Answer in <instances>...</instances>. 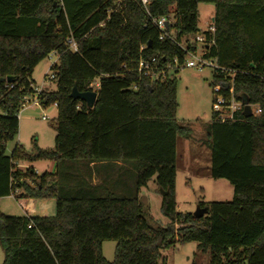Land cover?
Instances as JSON below:
<instances>
[{
    "label": "trees",
    "instance_id": "obj_1",
    "mask_svg": "<svg viewBox=\"0 0 264 264\" xmlns=\"http://www.w3.org/2000/svg\"><path fill=\"white\" fill-rule=\"evenodd\" d=\"M199 3L214 5L215 44L205 57L233 71L236 100L260 111L229 123L212 115L205 125L210 176L227 180L233 196L199 202L207 214L195 218L177 211L175 200L177 137L192 135L176 119L179 70L154 80L137 67L152 57L159 65L174 57L183 61L185 52L160 40L151 18L173 16L169 30L188 47L200 33ZM262 14L264 0H148L145 7L139 0H0V198H51L56 204L50 217L0 213L2 264H164V249L189 241L209 264H264ZM51 52L58 56L50 66L56 88L41 89L38 101L56 106L54 148L27 152L15 144L8 155L19 111L36 92L33 70ZM212 72L214 88L224 74ZM74 86L97 93L92 108L70 97ZM39 161L53 162L55 171L19 167ZM102 166L112 174H100ZM152 177L168 191L161 203L165 226L149 224L138 198ZM107 240L116 242L112 261L102 255Z\"/></svg>",
    "mask_w": 264,
    "mask_h": 264
},
{
    "label": "rangeland",
    "instance_id": "obj_2",
    "mask_svg": "<svg viewBox=\"0 0 264 264\" xmlns=\"http://www.w3.org/2000/svg\"><path fill=\"white\" fill-rule=\"evenodd\" d=\"M214 5L211 3L198 4V30L207 31L212 26ZM257 23L264 25V14ZM194 36L190 37L193 39ZM201 48L197 47V53ZM58 61V56L51 52L33 70L32 79L35 87L54 90L55 83L49 80L52 73L50 66ZM211 67L188 68L182 67L176 74V100L178 122L188 125L192 135L177 137L175 159V200L177 211L193 213L199 202H226L233 196L231 184L225 179H213L210 176V150L203 144L206 140L204 127L212 118V102L214 93L210 82L212 80ZM30 97L29 99H31ZM253 108V114L259 113ZM57 109L55 105L46 108L33 102L26 103L18 114L19 124L17 137L6 144V154H10L14 145H21L25 151L32 152L34 149H53L55 139V118ZM203 142V143H202ZM47 162H35L30 164L42 173L44 164ZM22 166L27 164H20ZM162 195L152 177L141 187L138 198L143 206L144 215L149 224L153 226H165L168 219L161 211ZM22 209L16 199H0V213L5 215H21ZM114 240L102 243V255L108 261L114 259ZM164 264H209L207 255L202 254L197 248V242H176L173 246L162 251ZM4 260V251L0 244V264ZM246 264V263H244Z\"/></svg>",
    "mask_w": 264,
    "mask_h": 264
},
{
    "label": "built area",
    "instance_id": "obj_3",
    "mask_svg": "<svg viewBox=\"0 0 264 264\" xmlns=\"http://www.w3.org/2000/svg\"><path fill=\"white\" fill-rule=\"evenodd\" d=\"M125 0H117V3H122ZM140 3L145 7L148 0H139ZM152 24L159 31L158 38L160 40H169L178 45L184 52L183 61L180 62L178 57H174L172 61H167L164 65H159L157 59L152 57L150 59H140L138 62V71L144 75H149L154 80H164L166 76H173L176 70L182 67L188 68H204L211 67L213 70L216 69L220 74H224L221 82L218 83L213 89L214 98L212 102V115L215 119L221 123L234 122L240 119L244 110V102L236 100L233 92V71L220 67L213 58H206L205 55L214 46V28L211 26L207 30V34L199 33L193 39H190L192 43L188 47L176 42L175 32L173 29L169 30V25L174 22L173 16L169 19L165 17L151 18ZM70 47L76 49L74 42L69 40ZM201 48V52L197 53V47ZM142 49V47L140 48ZM55 53V52H54ZM56 54V53H55ZM229 76V77H228ZM54 78L53 72L49 75V80ZM92 87H98V82H94ZM41 88L37 87L34 96L31 99H27L25 104L33 102L39 105L38 94ZM250 105V104H249ZM253 113V105H250ZM256 111H260L257 106H254Z\"/></svg>",
    "mask_w": 264,
    "mask_h": 264
},
{
    "label": "crops",
    "instance_id": "obj_4",
    "mask_svg": "<svg viewBox=\"0 0 264 264\" xmlns=\"http://www.w3.org/2000/svg\"><path fill=\"white\" fill-rule=\"evenodd\" d=\"M176 146H177V141H176ZM39 162H43V161H39ZM47 162L46 164H44V169L42 170V172L47 171V172H54L55 171V164L53 162L50 161H44ZM117 164H121L120 162H117ZM99 166V164H97ZM28 166L31 165H19L20 168H26ZM33 167V166H32ZM90 167H93V163L90 164ZM34 168V167H33ZM128 169V167H126ZM35 169V168H34ZM99 169L98 171H100V174L104 175H108L110 176L112 173V171L110 170V167H100L97 168ZM36 172L38 173V171L36 170ZM125 176V190H127V178L129 175L130 178V185L132 183V170L130 168L129 174L128 171L125 172L124 174ZM117 176V174L115 175ZM122 178V175H121ZM91 181L93 184H96L97 182H99V177L97 175V173L92 170V174H91ZM5 198H14L12 195L10 196H6V197H1L0 199H5ZM16 202L18 203L19 207L22 209V214L21 215H29V216H54L55 215V211H56V204H55V200L54 199H28V198H19L16 199Z\"/></svg>",
    "mask_w": 264,
    "mask_h": 264
},
{
    "label": "water",
    "instance_id": "obj_5",
    "mask_svg": "<svg viewBox=\"0 0 264 264\" xmlns=\"http://www.w3.org/2000/svg\"><path fill=\"white\" fill-rule=\"evenodd\" d=\"M10 80H11V77L8 76L6 78V81L9 82ZM96 96H97V93L95 91L78 92L75 86L72 88V90L70 92L71 98L84 101L88 108H92L94 106ZM243 114L245 117H249L253 114L251 106L246 102L244 103ZM159 192L162 196H164L168 193L167 190L164 191L162 189H159ZM206 214H207V208L201 207L199 204L197 205L196 210L192 213V215L195 218H201V217L205 216Z\"/></svg>",
    "mask_w": 264,
    "mask_h": 264
}]
</instances>
